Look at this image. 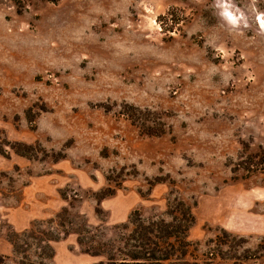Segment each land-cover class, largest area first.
I'll list each match as a JSON object with an SVG mask.
<instances>
[{"label":"rangeland","instance_id":"1","mask_svg":"<svg viewBox=\"0 0 264 264\" xmlns=\"http://www.w3.org/2000/svg\"><path fill=\"white\" fill-rule=\"evenodd\" d=\"M136 210L192 215L161 264H264V0H0V256Z\"/></svg>","mask_w":264,"mask_h":264},{"label":"trees","instance_id":"2","mask_svg":"<svg viewBox=\"0 0 264 264\" xmlns=\"http://www.w3.org/2000/svg\"><path fill=\"white\" fill-rule=\"evenodd\" d=\"M184 221L176 225L174 218L172 221L144 220L136 210L126 223L116 226L114 237L104 239L101 233H91L83 228L79 229L77 243L84 252L102 257L92 264H161L173 256L184 261L188 247L186 231L192 222L189 211ZM14 250H18V247ZM0 264L36 263L28 257L16 261L0 256Z\"/></svg>","mask_w":264,"mask_h":264}]
</instances>
